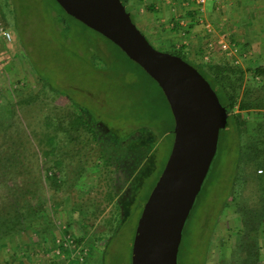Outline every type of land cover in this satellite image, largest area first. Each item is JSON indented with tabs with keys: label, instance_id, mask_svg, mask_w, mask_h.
Masks as SVG:
<instances>
[{
	"label": "rangeland",
	"instance_id": "obj_1",
	"mask_svg": "<svg viewBox=\"0 0 264 264\" xmlns=\"http://www.w3.org/2000/svg\"><path fill=\"white\" fill-rule=\"evenodd\" d=\"M215 4L233 7L232 0ZM129 13L156 50L170 53L184 48L185 59L193 64L188 57L190 34L179 41L161 36V43L152 42L140 18ZM213 30L206 34H215ZM236 48L235 53H247L244 44ZM199 60L194 64L203 65L204 72L218 74L212 66L222 62ZM224 62L242 72L239 99L246 87L253 97H261V108L243 111L255 123L264 114V76L255 77L252 70L261 67L244 56L239 62ZM8 103L15 106L13 127L32 133L30 144L42 162V151L48 149L45 136L54 134L58 125L54 116L73 111L71 103L93 124L96 140L91 143L102 156L78 175L79 156L70 155L65 140L61 143L66 156L63 187L70 193L64 211L50 222L46 234L37 229L23 236L25 240L1 244L0 264H131L138 219L173 143L174 122L159 86L119 48L67 16L53 0H0V110ZM137 140L140 147L129 155ZM236 144L232 130L220 134L215 157L183 226L178 264H250L244 259L253 242L243 228L247 213L240 209L251 205L258 208L251 216L254 226L263 222L257 232V264H264V201L255 197L254 184L243 182L242 172L231 191V177L237 175ZM58 154L56 150L46 158L47 165ZM42 172L43 178L50 175L43 168ZM109 195L113 200L107 203ZM100 204L105 210L93 217Z\"/></svg>",
	"mask_w": 264,
	"mask_h": 264
},
{
	"label": "trees",
	"instance_id": "obj_2",
	"mask_svg": "<svg viewBox=\"0 0 264 264\" xmlns=\"http://www.w3.org/2000/svg\"><path fill=\"white\" fill-rule=\"evenodd\" d=\"M127 1L121 0L124 6ZM60 10L69 16L63 9L60 8ZM133 24L135 25L134 22ZM183 49H173L169 54L188 62ZM189 64L205 78L228 113L226 127L219 132V136L221 133L232 130L237 138L238 147L234 163L237 166L235 173L237 175L234 178L231 177V191L234 190L233 184L240 180L239 172H242L246 179L243 182L247 185L254 184L255 197H258L259 201H264V114L261 113L260 118L252 123L243 112L249 108H261L259 101L261 97H253L251 90L246 87L239 99L237 90L242 84V72L232 67L229 62L214 64L212 67L218 72L214 76L204 72L201 64ZM252 73L255 77L264 76V69H254ZM56 94L61 95L59 92ZM71 108L73 111L70 113L55 114L54 119L58 120V125L53 127L54 134L49 133L45 136L48 149L42 151L45 158L43 162L41 157H38L34 146L30 144L32 133L30 135L25 127L21 128V132L17 130L18 127H13L16 119L15 106L8 103L0 110V245L12 239L25 240L28 234L37 229L40 235L46 234L51 228L50 222H54L64 211L65 201L70 195L69 191L67 192L63 187L67 183V178L62 176L66 159L65 153L61 152L63 150L61 143L64 140L72 153L70 155L79 156V167L76 170L78 175L86 169H91L95 165L94 161L102 156V153L98 152L99 150H96L91 143L96 140L93 124L81 113L78 106L71 103ZM60 121L63 122L60 123ZM46 125L52 126V123L46 120ZM25 126L28 127V125ZM170 132L173 133V128ZM57 138L59 142H55ZM138 142L137 140L133 143L134 145L128 150L129 155L131 150L140 147ZM64 145L66 148V144ZM56 150L59 154L51 160L52 164L47 165L46 158L53 155ZM42 168L44 173H50L47 178H43ZM258 170H261V173L257 174ZM112 200L113 196L109 195L106 201L110 203ZM105 207L103 204L95 207L92 216L102 214ZM250 207L240 209L242 213H247L243 220V228L247 233L246 237L253 242L248 250L249 253L245 254L244 262L250 261V264H257L259 259L257 232L263 222L259 221L258 225L254 226L251 216L256 214L258 208ZM242 247L245 250L248 248L244 245ZM66 254L69 252L67 251Z\"/></svg>",
	"mask_w": 264,
	"mask_h": 264
},
{
	"label": "water",
	"instance_id": "obj_3",
	"mask_svg": "<svg viewBox=\"0 0 264 264\" xmlns=\"http://www.w3.org/2000/svg\"><path fill=\"white\" fill-rule=\"evenodd\" d=\"M54 1L118 47L166 99L174 121L173 143L138 219L131 264H178L183 226L215 157L227 112L196 68L149 43L121 0Z\"/></svg>",
	"mask_w": 264,
	"mask_h": 264
},
{
	"label": "crops",
	"instance_id": "obj_4",
	"mask_svg": "<svg viewBox=\"0 0 264 264\" xmlns=\"http://www.w3.org/2000/svg\"><path fill=\"white\" fill-rule=\"evenodd\" d=\"M232 2L233 7L227 9V5L215 4L211 0H206L204 5H199L198 0H128L125 8L140 18L142 28L152 42L161 43L162 37L179 41L181 36L190 34L188 46L192 49L188 57L193 64L208 58L217 62H239L244 56L250 58L255 67L264 69V0ZM171 19L173 22L168 24ZM210 24L216 28L213 35L206 34L208 29L212 31L214 28ZM222 37L228 50L218 53ZM239 44L247 46L246 54L235 53ZM199 46L201 56L197 55Z\"/></svg>",
	"mask_w": 264,
	"mask_h": 264
},
{
	"label": "built area",
	"instance_id": "obj_5",
	"mask_svg": "<svg viewBox=\"0 0 264 264\" xmlns=\"http://www.w3.org/2000/svg\"><path fill=\"white\" fill-rule=\"evenodd\" d=\"M213 3H221L223 2V0H211ZM206 2V0H198V4L199 5H204ZM208 32H210V29L207 30ZM3 35L7 38H9V33L7 32H3ZM220 48L222 51H227L228 50V47L225 43H223V40L222 42L220 43ZM258 173H261V170H258Z\"/></svg>",
	"mask_w": 264,
	"mask_h": 264
}]
</instances>
